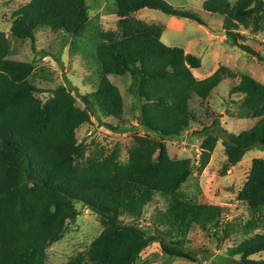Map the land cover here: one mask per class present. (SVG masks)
<instances>
[{
  "label": "trees",
  "instance_id": "trees-1",
  "mask_svg": "<svg viewBox=\"0 0 264 264\" xmlns=\"http://www.w3.org/2000/svg\"><path fill=\"white\" fill-rule=\"evenodd\" d=\"M98 1L30 0L12 12L9 31H0V264H48L49 249L80 215L78 203L92 209L102 231L64 264H147L141 255L153 244H160L166 258L191 261L195 255L186 245L195 226L212 229L218 241L243 236L213 264H264L253 258L264 253V158L253 160L237 196L248 219L233 221L227 206L198 203L182 192L193 161L171 158L166 146L198 123L194 99L207 101L226 79L238 81L230 95L241 96L239 114L255 120L254 126L235 136L214 119L195 132L202 137L198 171L207 168L222 141L225 176L248 152L264 151V84L226 66L197 78L198 56L165 45L162 26L135 17L150 9L205 26L197 15L164 0H115L118 31L97 29L95 46H85L90 4ZM203 9L223 19L228 41L264 63L261 53L239 42L246 40L241 29L264 30V0H206ZM39 33L60 38L62 47L71 44V54L85 60L94 79L93 91L81 96L84 108L67 85L49 92L37 86V79L52 82L47 68L13 58L14 43L35 50ZM58 52L42 55L59 58L61 47ZM112 76L130 77L129 93L138 102L136 126L124 117L125 101ZM45 92L49 96L42 99ZM100 116L118 123L106 124L113 131L133 132L127 161L118 148L93 155L79 141L78 131ZM158 198L167 208L145 226L146 208Z\"/></svg>",
  "mask_w": 264,
  "mask_h": 264
},
{
  "label": "rangeland",
  "instance_id": "rangeland-1",
  "mask_svg": "<svg viewBox=\"0 0 264 264\" xmlns=\"http://www.w3.org/2000/svg\"><path fill=\"white\" fill-rule=\"evenodd\" d=\"M175 8L186 10L197 15L205 24L199 25L189 19H178L165 15L161 11L143 9L136 14V18L147 23H155L164 28L162 42L169 47L182 48L201 59V68L194 72L199 79H205L218 70L220 66L229 67L234 72L249 74L264 84V63L257 57L236 47L223 35V19L219 15L211 14L203 9L206 0H164ZM237 0H230L234 4ZM30 0H0V31H9V22L12 12L28 4ZM91 25L86 30L84 37L85 46H95V31L117 32L118 19L115 13V0H99L90 4ZM241 34L246 40H239L241 44L251 47L254 51L264 56V30L253 33L250 29H241ZM60 38L45 33L38 34L36 49L32 50L29 43H14L17 60L34 62L38 67H45L51 74L52 82L36 80V84L42 90L50 91L55 85L64 84L69 87L76 97L78 105L84 108L81 96L93 91L92 80L94 76L86 68L85 60L71 54V44L60 46ZM63 50L59 58L43 57L42 51L54 52ZM186 52V53H189ZM111 81L120 88L124 101V117L136 126V106L138 102L129 93L130 77H111ZM238 81L226 79L212 93L207 101L194 99L192 109L197 115L198 123L191 127L179 138L166 142L168 153L174 159H191L194 171L187 183L182 187V192L190 199L202 204H214L227 206L230 209L228 220L248 219L245 208L238 203V193L244 187L251 171L254 159L264 158V151L253 150L247 153L243 161L231 168L224 176L222 168L227 159L222 141L217 144L212 159L203 172L198 171L201 155L200 144L202 141L200 132L204 127L218 119L221 127L229 134L238 136L241 132L251 129L255 120L242 118L239 114L241 96H231L230 91ZM48 93L40 95L42 99L48 98ZM102 117V116H100ZM106 124L117 127L118 123L112 119L100 121L92 118V124L83 126L78 131L80 142H86L89 154H108L113 149L121 151V160L127 161L128 152L133 144V132L113 131ZM140 135L144 132L137 130ZM80 215L67 225L63 238L54 244L48 251V264H64L71 258L84 253L102 231L98 216L90 207L76 204ZM167 202L162 198L150 204L146 208L145 226H149L152 216L159 211L166 210ZM264 232V229L261 231ZM187 248L194 252V260H180L166 258L160 244H153L141 255V263L147 264H213L216 256L224 254L228 248L239 243L243 236L231 234L222 241L214 236V231H204L194 227L188 235ZM264 259V253L253 257Z\"/></svg>",
  "mask_w": 264,
  "mask_h": 264
},
{
  "label": "crops",
  "instance_id": "crops-1",
  "mask_svg": "<svg viewBox=\"0 0 264 264\" xmlns=\"http://www.w3.org/2000/svg\"><path fill=\"white\" fill-rule=\"evenodd\" d=\"M185 52H189V51H185ZM190 53V52H189ZM196 70H194L193 72H195Z\"/></svg>",
  "mask_w": 264,
  "mask_h": 264
},
{
  "label": "water",
  "instance_id": "water-1",
  "mask_svg": "<svg viewBox=\"0 0 264 264\" xmlns=\"http://www.w3.org/2000/svg\"><path fill=\"white\" fill-rule=\"evenodd\" d=\"M223 35H225V33H222Z\"/></svg>",
  "mask_w": 264,
  "mask_h": 264
}]
</instances>
